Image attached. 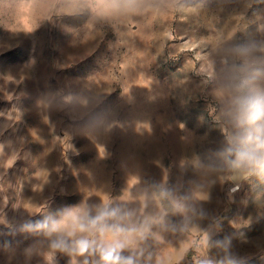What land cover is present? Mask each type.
Listing matches in <instances>:
<instances>
[{"label": "rangeland", "instance_id": "obj_1", "mask_svg": "<svg viewBox=\"0 0 264 264\" xmlns=\"http://www.w3.org/2000/svg\"><path fill=\"white\" fill-rule=\"evenodd\" d=\"M256 15L264 4L254 0H180L106 18L88 0H0V264H48L46 242L28 260L36 238L9 234L24 220L161 182L206 195L217 238L264 264V185L241 182L230 202L232 182L195 168L222 139L215 51L264 37ZM212 179L201 193L197 183ZM210 226L167 234L158 245L167 264H195Z\"/></svg>", "mask_w": 264, "mask_h": 264}, {"label": "clouds", "instance_id": "obj_2", "mask_svg": "<svg viewBox=\"0 0 264 264\" xmlns=\"http://www.w3.org/2000/svg\"><path fill=\"white\" fill-rule=\"evenodd\" d=\"M254 2L264 4V0ZM88 3L106 18L158 6L176 7L180 0ZM256 20H264V15H256ZM257 31L264 34V24H257ZM215 55L209 79L217 100L222 139L209 158L197 160L195 168L232 182L235 186L228 191L232 202L239 183L255 180L264 185V37L225 42ZM215 182L212 179L196 186L203 193ZM207 199L202 194L187 195L179 184L161 182L130 196H107L97 201L84 198L39 219H26L9 234L26 233L36 238L24 249L28 260L36 254V245L46 242L44 258L48 264H53L58 254L68 258L67 264H167L158 250L159 242L169 233L187 230L193 221L211 220L213 226L204 231L201 240L204 251L195 257V264H247L245 257L233 251L231 236L217 238L220 220L203 206ZM10 249V242H6L4 250Z\"/></svg>", "mask_w": 264, "mask_h": 264}]
</instances>
